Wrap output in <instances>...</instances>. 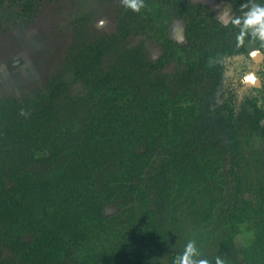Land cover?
Wrapping results in <instances>:
<instances>
[{
  "label": "rangeland",
  "instance_id": "rangeland-1",
  "mask_svg": "<svg viewBox=\"0 0 264 264\" xmlns=\"http://www.w3.org/2000/svg\"><path fill=\"white\" fill-rule=\"evenodd\" d=\"M159 4L168 14L160 22L163 32L155 21L125 8L121 0H0V98L32 95L55 75H60L63 90L83 95V78L90 73L112 66L125 69L129 78L120 79L116 89L104 91L95 101L96 110H105L146 78L177 91L188 88L185 60L199 63L191 89L181 100V118L199 128L198 142L208 146L206 154L190 166H172L160 177L167 188L157 200L161 204L142 206L130 198L138 199L155 186L154 168L171 148L170 138H165V151L144 167L143 183L128 195V205L117 196L120 185L102 187L107 184L104 171L92 174L87 179L90 195L102 198L114 189L102 199L103 218L91 214L83 219L87 233L59 234L68 241L53 264H172L189 239H196L209 259L219 255L226 264H264V115L258 111L263 80L251 73L254 82L246 75L233 84L243 59L260 63L264 49L257 52V45L246 39L240 50L235 49L238 29L232 25L224 26L230 35L218 37L213 23L221 24L218 13L225 8L234 13L235 0H159ZM191 40L196 47L185 48ZM83 55L91 58L88 73L78 77L75 60ZM147 60H158V67L148 66L145 72L140 65ZM54 212L40 218L45 222ZM34 218L10 226V236L0 241L1 264H38L39 256L28 261L22 255L37 236H45L37 231ZM17 237L25 245L16 244Z\"/></svg>",
  "mask_w": 264,
  "mask_h": 264
},
{
  "label": "trees",
  "instance_id": "trees-1",
  "mask_svg": "<svg viewBox=\"0 0 264 264\" xmlns=\"http://www.w3.org/2000/svg\"><path fill=\"white\" fill-rule=\"evenodd\" d=\"M235 1L237 7L234 13L239 14V6L245 0ZM137 13L141 19L155 21L160 31H164L160 22L168 14L159 0H145V7ZM213 25L219 31L218 37L230 35L218 21ZM245 39L248 40L247 37ZM196 45V41L191 40L185 48L193 49ZM234 47L240 50L237 44ZM77 59L74 71L79 77L88 73L87 62L91 58L83 55ZM185 62L187 74L183 78L188 88L177 91L170 86L165 87L162 81L152 82L146 78L105 110H96L95 101L104 91L116 89L120 79L129 78L125 69L112 66L106 71L90 73L83 78L86 86L83 95L63 90L60 75L52 77L44 88H38L32 95L20 99L2 95L0 241L10 236V226L32 221L38 214L40 216L34 218L39 227L37 231H43L45 236H37L33 247L27 248L22 255L24 258L27 256L28 261L32 256H39L38 264H53L56 253L65 248L68 241L67 238L60 239L59 234L64 235V230L75 235L87 233L89 230L84 228L87 222L83 219L91 214L103 218L102 199L110 197L114 189L106 191L107 195L102 198L90 195L87 179L98 170L105 172L103 177L107 184H102V187L107 189L115 184L120 185L115 191L120 193L117 196L126 199L127 205L139 200V205L144 206L163 198L167 188L165 183L160 184V177H165L167 174L164 173L172 166H190L196 157L204 156L208 149L206 144L198 142L202 136L199 128L181 118V100L190 91L193 84L191 76L197 74L195 71L199 64L191 59ZM141 64L146 72L148 66L158 67V60L141 61ZM251 73L263 80L258 111L264 115V58L260 63L243 59L233 84H238ZM59 96L62 98L60 102L57 101ZM197 119L192 118L193 121ZM184 127L187 129L182 132L181 128ZM165 138H170L173 143L154 168L157 177L153 182L155 186L149 187L150 191H142L138 199L130 198L129 202L128 195L135 191L137 184L143 183L144 167L165 151ZM178 140L180 142H176ZM193 143L198 145L192 146ZM155 187H159V190L154 191ZM53 210L55 212L51 219L44 222L40 218L42 213L49 214ZM138 213L145 214L142 209ZM16 240V244L25 245L18 237Z\"/></svg>",
  "mask_w": 264,
  "mask_h": 264
},
{
  "label": "clouds",
  "instance_id": "clouds-1",
  "mask_svg": "<svg viewBox=\"0 0 264 264\" xmlns=\"http://www.w3.org/2000/svg\"><path fill=\"white\" fill-rule=\"evenodd\" d=\"M121 4L134 12H140L145 7V0H121ZM218 18L225 27L232 25L238 29L236 33L238 46L243 45L247 37L249 43L257 45V52L264 49V0H245L240 4L239 14L225 8L218 13ZM245 79L254 82L256 78L249 74ZM172 264H226V262L219 255L212 259L207 258L200 251L197 240L189 239L183 244V250L174 255Z\"/></svg>",
  "mask_w": 264,
  "mask_h": 264
}]
</instances>
